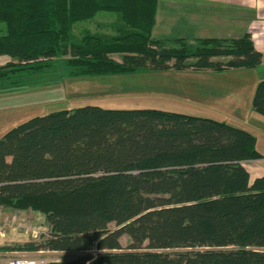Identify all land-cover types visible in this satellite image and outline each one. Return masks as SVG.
<instances>
[{"label": "trees", "instance_id": "16d2710c", "mask_svg": "<svg viewBox=\"0 0 264 264\" xmlns=\"http://www.w3.org/2000/svg\"><path fill=\"white\" fill-rule=\"evenodd\" d=\"M157 6L0 0V90L50 85L58 58L68 78L261 64L248 34L154 39ZM100 11L119 14L116 35L74 37ZM251 106L264 116V79ZM260 158L251 133L208 118L93 105L35 116L0 138V207L41 212L48 230L11 250L75 254L45 264H264V176L250 183L243 166Z\"/></svg>", "mask_w": 264, "mask_h": 264}, {"label": "rangeland", "instance_id": "374dc122", "mask_svg": "<svg viewBox=\"0 0 264 264\" xmlns=\"http://www.w3.org/2000/svg\"><path fill=\"white\" fill-rule=\"evenodd\" d=\"M121 25L119 14L100 11L76 24L73 34L78 38L81 31L86 30L91 34L114 36L116 28ZM110 57L120 63V55ZM192 61L189 59L188 63ZM4 62L0 59V67L8 63ZM62 62V58L53 60L57 77L50 85L0 90V113L7 114L0 123V138L11 128L35 116L86 105L104 109H157L225 122L251 133L261 155L257 163L263 173L254 171L257 167L248 162L243 166L249 173L250 183L264 175V116L251 106L255 82L264 77V67L253 71L213 72L206 77L193 75L191 71L196 70L186 68L182 71L145 70L68 78ZM109 227L113 229L114 225ZM47 228L41 212L0 207V264H9L14 259L46 263L74 258L75 254L11 250L16 245L40 241ZM129 242L127 236L120 238L124 248Z\"/></svg>", "mask_w": 264, "mask_h": 264}, {"label": "crops", "instance_id": "0c3cea01", "mask_svg": "<svg viewBox=\"0 0 264 264\" xmlns=\"http://www.w3.org/2000/svg\"><path fill=\"white\" fill-rule=\"evenodd\" d=\"M244 34L250 36L254 49L262 56L258 67L246 69V71L264 67V0H158L155 24L152 29L154 39H183L188 44L194 45L197 39H236ZM0 59L5 60L4 63L10 60L7 57H0ZM229 59V57H221L214 60L228 61ZM241 70L245 69L228 70V72ZM212 73L211 71H191L193 75L205 77ZM263 79V76L258 78L255 86ZM5 116H7L6 113H0V123ZM248 164H253L254 168L257 167L254 171L263 173V168L257 161H248Z\"/></svg>", "mask_w": 264, "mask_h": 264}, {"label": "built area", "instance_id": "2783aa9c", "mask_svg": "<svg viewBox=\"0 0 264 264\" xmlns=\"http://www.w3.org/2000/svg\"><path fill=\"white\" fill-rule=\"evenodd\" d=\"M9 264H45V263L42 261L14 259V260H11Z\"/></svg>", "mask_w": 264, "mask_h": 264}]
</instances>
